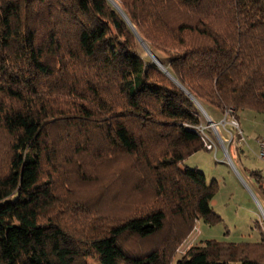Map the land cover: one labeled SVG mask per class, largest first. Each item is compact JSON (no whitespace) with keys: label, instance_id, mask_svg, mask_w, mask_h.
I'll list each match as a JSON object with an SVG mask.
<instances>
[{"label":"trees","instance_id":"16d2710c","mask_svg":"<svg viewBox=\"0 0 264 264\" xmlns=\"http://www.w3.org/2000/svg\"><path fill=\"white\" fill-rule=\"evenodd\" d=\"M116 1L126 18L110 0H0V264H264L258 224L256 242L174 257L196 221H221L216 182L181 165L207 150L205 117L136 35L213 119L264 114V0ZM117 168L128 211L85 219L78 243L54 212L75 215L77 185L106 189ZM131 237L154 242L124 247Z\"/></svg>","mask_w":264,"mask_h":264},{"label":"rangeland","instance_id":"374dc122","mask_svg":"<svg viewBox=\"0 0 264 264\" xmlns=\"http://www.w3.org/2000/svg\"><path fill=\"white\" fill-rule=\"evenodd\" d=\"M226 108H233L236 111L238 123L246 138L243 144L244 151L239 149L236 143H231L235 148L233 153L232 150L231 154L229 152L231 159L229 160L226 156L228 151L225 149H230L231 144H227L225 138V140L222 137L217 138L216 134H212L213 141L217 144L215 155L213 150H200L188 156L181 163L183 168H196L203 172L207 183L216 182V192L210 205L221 217V221L215 224H207L202 220L196 221L194 229L177 247L175 258L183 255L190 246L200 244L206 239L256 242L260 238L256 224L264 232V185L260 187L250 175L252 171H257L264 177V162L257 156L256 144L257 137H264V114L247 109L235 110L232 106ZM125 163L126 161L122 160L120 162L121 166ZM118 172V179H114L106 189L104 187L101 189V186L105 184L103 181L78 184L76 190L81 194H77V197L84 196L86 199L75 215L66 205H62L54 212L67 232L78 243L83 236L82 232L86 230L85 219H91L97 223L104 222V218L125 215L128 211L126 207V200L129 198L128 179L124 180L127 174L123 170L120 179L122 172L119 169ZM87 196H90L89 200ZM136 197L134 194L132 201ZM150 242L153 243L154 238L140 240L131 237L127 238L123 244L124 247L133 245L145 251L148 249L146 243ZM85 261L87 264H100L95 257H87Z\"/></svg>","mask_w":264,"mask_h":264},{"label":"built area","instance_id":"2783aa9c","mask_svg":"<svg viewBox=\"0 0 264 264\" xmlns=\"http://www.w3.org/2000/svg\"><path fill=\"white\" fill-rule=\"evenodd\" d=\"M234 113L235 111L233 108H226L220 119H213L210 115H208L209 117L204 118L205 121L203 123L194 127V129L201 134L205 148L209 151L213 150L214 155L216 154L217 144L213 141L212 134H216L217 138H225L226 140H224L225 142L227 141V144L236 143V146L239 142H242L245 139L236 119L234 118ZM223 132L226 134L225 136L223 135ZM256 143L258 149L257 156L262 162H264V138L257 139ZM229 147L230 149L228 150L224 149L225 151H228V153L226 152V156L229 160H231L229 156L231 154V150L233 153L235 147L233 144Z\"/></svg>","mask_w":264,"mask_h":264},{"label":"water","instance_id":"95a60500","mask_svg":"<svg viewBox=\"0 0 264 264\" xmlns=\"http://www.w3.org/2000/svg\"><path fill=\"white\" fill-rule=\"evenodd\" d=\"M110 2L114 5V3L110 0ZM115 6V5H114ZM116 7V6H115ZM120 12L121 14L125 17V14L121 11L120 7H116ZM126 18V17H125ZM129 22V21H128ZM130 26L133 28L134 30V27L131 23H129ZM134 32H136L134 30ZM136 35H137V38L140 42V44L143 46V48L145 49V51L147 52V54L151 57V59L166 73L170 76V78L175 82L177 83L193 100V102H195L197 108L200 110V112L203 114V116H205V118H208V114L207 112L205 111V109L201 106V104L191 95L189 94V92H187L178 82L175 78H173L169 73L168 71L161 65V63L159 62V60L155 57V55L149 50V48L145 45V43L143 42V40L139 37V35L137 34L136 32Z\"/></svg>","mask_w":264,"mask_h":264},{"label":"bare ground","instance_id":"6f19581e","mask_svg":"<svg viewBox=\"0 0 264 264\" xmlns=\"http://www.w3.org/2000/svg\"><path fill=\"white\" fill-rule=\"evenodd\" d=\"M111 1L114 3V5H115L116 7L119 8V4H118V2H117L116 0H111Z\"/></svg>","mask_w":264,"mask_h":264},{"label":"crops","instance_id":"0c3cea01","mask_svg":"<svg viewBox=\"0 0 264 264\" xmlns=\"http://www.w3.org/2000/svg\"><path fill=\"white\" fill-rule=\"evenodd\" d=\"M258 138V137H257Z\"/></svg>","mask_w":264,"mask_h":264}]
</instances>
